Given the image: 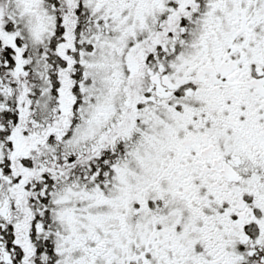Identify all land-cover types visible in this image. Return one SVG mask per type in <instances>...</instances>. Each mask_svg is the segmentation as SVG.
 I'll return each instance as SVG.
<instances>
[{
  "label": "snow or ice",
  "instance_id": "6c2138e0",
  "mask_svg": "<svg viewBox=\"0 0 264 264\" xmlns=\"http://www.w3.org/2000/svg\"><path fill=\"white\" fill-rule=\"evenodd\" d=\"M0 264H264V0H0Z\"/></svg>",
  "mask_w": 264,
  "mask_h": 264
}]
</instances>
